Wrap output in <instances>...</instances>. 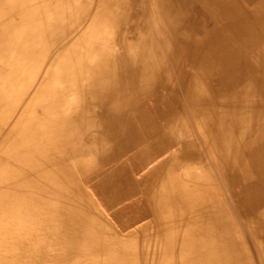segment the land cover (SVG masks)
Instances as JSON below:
<instances>
[{"label": "bare ground", "instance_id": "bare-ground-1", "mask_svg": "<svg viewBox=\"0 0 264 264\" xmlns=\"http://www.w3.org/2000/svg\"><path fill=\"white\" fill-rule=\"evenodd\" d=\"M0 264H264V0H0Z\"/></svg>", "mask_w": 264, "mask_h": 264}]
</instances>
